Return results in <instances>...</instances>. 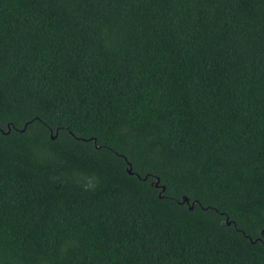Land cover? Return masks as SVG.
<instances>
[{
    "label": "trees",
    "instance_id": "16d2710c",
    "mask_svg": "<svg viewBox=\"0 0 264 264\" xmlns=\"http://www.w3.org/2000/svg\"><path fill=\"white\" fill-rule=\"evenodd\" d=\"M0 264H264V0H0Z\"/></svg>",
    "mask_w": 264,
    "mask_h": 264
},
{
    "label": "water",
    "instance_id": "95a60500",
    "mask_svg": "<svg viewBox=\"0 0 264 264\" xmlns=\"http://www.w3.org/2000/svg\"><path fill=\"white\" fill-rule=\"evenodd\" d=\"M25 127H23V129H24ZM9 131V129H7V132ZM127 174L128 175H131V170H130V167H128V169H127ZM145 179V178H144ZM158 182H159V180L158 179H155V181L152 183V185L154 186V187H160V192H163L164 191V187H162V186H158ZM183 203H188V200L186 199V198H182L181 199V201H180V204H183ZM193 204V203H192ZM192 209V205L189 207V210H191ZM225 223H226V225H229V223L228 222H226L225 221ZM252 243H254V241L252 242Z\"/></svg>",
    "mask_w": 264,
    "mask_h": 264
}]
</instances>
